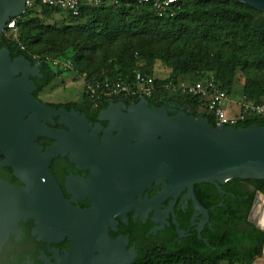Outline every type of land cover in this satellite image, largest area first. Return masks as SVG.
<instances>
[{"label": "water", "instance_id": "obj_1", "mask_svg": "<svg viewBox=\"0 0 264 264\" xmlns=\"http://www.w3.org/2000/svg\"><path fill=\"white\" fill-rule=\"evenodd\" d=\"M27 1L0 0V33L26 13ZM234 1L264 15V0ZM42 65L41 61L32 65L25 57L13 60L7 48L0 51V153L5 156L0 167L13 168L24 183L15 187L0 180V254L19 224L33 220L59 237L72 236V249L55 264H132L136 251L128 252V240L110 236L118 218L127 220L133 212L145 221L154 212L156 234L170 226L157 218L171 200L167 217H173L183 239L186 233L175 215L182 196L193 202L192 222L199 233L210 220L209 210L196 197V185L213 184L224 195L222 185L233 179L264 180L263 127L214 128L200 116L185 112L170 116L165 107L153 110L143 99L130 114L118 110L120 123L115 127L111 120V129L101 139V125L93 128L86 116L56 110L34 96L37 87L31 78L39 76ZM106 115L103 112L100 120L108 121ZM55 118L69 130L56 129ZM40 138L54 141L47 152L38 145ZM69 154L92 171L95 198L90 209L67 200L49 172L54 159ZM154 186H161L160 192L154 198L145 195ZM261 198L259 193L251 216Z\"/></svg>", "mask_w": 264, "mask_h": 264}, {"label": "trees", "instance_id": "obj_2", "mask_svg": "<svg viewBox=\"0 0 264 264\" xmlns=\"http://www.w3.org/2000/svg\"><path fill=\"white\" fill-rule=\"evenodd\" d=\"M208 1L179 0L173 7L174 15L165 17H159L151 5L137 3L106 4L98 8L85 7L78 17H73L60 9L43 4L42 0H38V4L41 3L42 9L47 14L62 12L74 22L90 19L88 29L85 30L80 26H76V29H82V32H88L91 36L98 37L108 43L121 36L165 35L182 38L192 31L186 20L192 22L204 40L218 42L232 38L241 42L246 48V52L250 54L249 59L235 51L222 58L217 52L203 48L199 50L181 49L173 54L163 55L162 57L165 59L173 60V74L167 79H154L157 89L151 98H146L149 108L155 110L165 107L170 116H175L180 112H185L190 116H200L198 111L202 108L204 113L201 116L208 119L210 125L217 128L214 116L205 109L206 100L204 98L181 92H170L165 89V86L170 83L183 82L180 79V76L183 75L193 74L201 77L210 67L215 66L218 70L216 85L220 91L230 97L239 69L246 70L251 67L257 71H264V15L245 4L241 5L253 11H240L227 7L210 8L205 5ZM30 13L31 11L27 10L24 15L15 19L17 28L24 27L25 31L18 41L4 36L9 29L0 33V51L7 48L13 60L25 57L32 65L38 61L43 62L40 69L43 78L32 79L37 87L34 96L39 100V95L55 81L56 76L45 59H34L29 53L33 45L41 43L40 34L30 37L27 32V27L33 21L23 22ZM137 69L134 53L129 48H125L108 74L99 76L96 81L116 77L133 85L137 74L150 76L146 69L141 68L140 72ZM89 78L91 81V76ZM195 82L207 83L206 80ZM243 95L245 101H252L256 104L264 103V87L252 76L247 78ZM119 101L139 103L140 99L122 96L112 101L97 102L92 98H85L82 103L49 104V106L56 109L76 108L81 113L87 114L93 121L110 102ZM254 125L264 128V116H246L244 120L239 119L237 122L225 126L239 130L249 129ZM39 144L43 143L39 141ZM243 181L254 185L257 191L264 195V180L233 179L222 185L224 195L213 184L196 185V197L200 204L209 210L210 215V220L203 231L199 233L197 226L193 227L195 226L192 224L195 214L193 202L191 201L192 204L185 211L178 206L175 210L177 223L180 229L189 235L180 240L177 227L171 220L167 232L159 234V237L168 235L169 242L156 243L151 247L139 246L141 252L132 264H221L223 262L254 264L256 259L264 253V231L249 221L254 193L249 194L243 190L241 185ZM246 195L251 196L248 203H245ZM152 238L153 236H151Z\"/></svg>", "mask_w": 264, "mask_h": 264}, {"label": "rangeland", "instance_id": "obj_3", "mask_svg": "<svg viewBox=\"0 0 264 264\" xmlns=\"http://www.w3.org/2000/svg\"><path fill=\"white\" fill-rule=\"evenodd\" d=\"M205 5L210 8L227 7L240 11H253L233 0H209ZM27 10H30L31 13L24 18L23 22L33 21L27 27V32L30 37L39 34L41 36V43L33 45L29 53L34 59H45L56 76L55 81L40 94V99L45 104L82 103L85 98L91 99L89 86L96 82L99 76L108 74L125 48H129L134 53L137 71L140 72V69L144 68L150 75L149 77L153 79H167L172 76L173 60L169 61L162 56H166L167 53L173 54L181 49H209L220 54L222 58L235 51L245 58H250L246 48L236 39L227 38L226 41L218 42L204 40L190 20H186V22L192 31L182 38L165 35L121 36L108 43L98 37L91 36L88 32H82V29H76V26L88 29L90 19L74 22L62 12L47 14L42 9L41 3L38 4V0H31L30 5H27ZM24 32V27L17 28L16 26L15 30L6 31L4 36L18 41ZM90 76L91 81H89ZM249 76L256 78L264 87V71H257L251 67L246 70L239 69L234 79L232 95L224 104L229 119L235 118L240 112V104L245 101L244 85ZM217 77L218 70L212 66L201 77L191 74L180 76V79L187 84L198 80L216 84ZM203 113L204 109L201 108L198 115L202 117ZM263 205L264 198L261 199L252 216V220L262 227H264ZM258 262H264V255L256 259L255 263Z\"/></svg>", "mask_w": 264, "mask_h": 264}, {"label": "flooded vegetation", "instance_id": "obj_4", "mask_svg": "<svg viewBox=\"0 0 264 264\" xmlns=\"http://www.w3.org/2000/svg\"><path fill=\"white\" fill-rule=\"evenodd\" d=\"M41 72V71H40ZM40 78H43V75L40 73ZM36 77H32L31 80ZM37 91V90H36ZM35 91V92H36ZM34 92V93H35ZM40 103H44L40 99ZM66 104V103H62ZM138 103H127L125 101L119 102H110L107 107H105L99 113L96 120H91L87 114L81 113L80 110L76 108L67 109L60 108L56 110H66L69 113L78 112L81 115L87 117L89 124L95 128L97 125H101V131L99 136L103 139L105 132L111 129V120L114 121V126L116 127L118 120V110L124 114H130L132 108L135 107ZM49 105V104H47ZM120 105V107H118ZM134 106V107H133ZM107 112V117L109 120L101 121V114ZM120 117V116H119ZM55 128L59 130H69L66 124H63L60 118H55ZM116 135L113 134V136ZM41 141L43 144H39ZM38 145L44 148V152H47L48 149L54 144V141L40 138L38 140ZM5 156L0 153V165L4 161ZM50 174L54 177L58 185L61 187L67 200L71 201L76 207L81 209H90L93 207L94 191H91L90 179L92 176V171L88 169L83 163H75L71 154L66 156H60L52 161L49 168ZM0 180L8 183L9 185L15 187H23L24 183L17 177L15 171L11 167H0ZM242 188L245 192L249 194L254 193V198L252 199V209L254 207L256 198L259 191L252 184H249L245 181L242 182ZM161 190V186L154 188L150 191H147L145 195H148L150 198H154ZM262 194V193H261ZM184 195V194H183ZM251 199V196H245V203H248ZM171 200L164 203V209L161 212V215L158 216L157 220L164 223L165 221H173V217H167L168 208L170 206ZM192 204L191 201L183 200V196L179 199L178 203L175 205V210L179 206L182 210H187ZM252 209L249 214V221L255 224L252 219ZM154 212L149 214V217L145 221L142 220V215L136 216L135 213H128L127 220L118 218V224L115 225L114 230H110V236L114 240L121 238L122 240H128L126 249L130 252L133 248L136 251L137 259L139 253L141 252L140 247H151L153 244L167 243L169 242V236H161L160 233L167 232L169 225H166V228L162 231L154 233V230L158 226L153 222ZM193 219V218H192ZM202 217L199 216L196 218L197 221L201 220ZM194 225V222H192ZM257 226V224H255ZM196 227V226H193ZM55 233L44 226L36 224L33 220L22 221L19 224V228L15 230L14 233L10 234L9 240L2 253L0 254V264H55L57 259H61L66 255V252H69L72 249V243L69 241V238L72 236H66L64 238L57 236ZM189 235L186 233V236ZM151 236L153 238L151 239ZM53 240L58 243H48L47 241ZM182 240V239H180ZM58 252V255L55 253ZM58 257V258H57ZM130 256H128L129 258Z\"/></svg>", "mask_w": 264, "mask_h": 264}, {"label": "built area", "instance_id": "obj_5", "mask_svg": "<svg viewBox=\"0 0 264 264\" xmlns=\"http://www.w3.org/2000/svg\"><path fill=\"white\" fill-rule=\"evenodd\" d=\"M179 0H42L44 4L60 9L73 17L80 16L85 7L98 8L106 4L120 5L137 3L140 5H151L159 17L173 16V7ZM31 0L27 1L30 5ZM15 30V19H12L7 28ZM157 89L155 80L141 73L137 74L136 81L133 85L123 82L119 78H111L104 81H96L89 86L91 98L97 102L102 100H115L122 96L139 98L140 101L146 98H151ZM165 89L170 92L189 94L196 97H201L206 100V110H208L215 118L217 125L222 126L234 123L246 116H264V103L256 104L251 101H243L240 104L239 114L229 119L224 104L228 101L222 91H220L214 83L195 82L187 84L186 82L170 83L165 86Z\"/></svg>", "mask_w": 264, "mask_h": 264}, {"label": "crops", "instance_id": "obj_6", "mask_svg": "<svg viewBox=\"0 0 264 264\" xmlns=\"http://www.w3.org/2000/svg\"><path fill=\"white\" fill-rule=\"evenodd\" d=\"M264 255V254H263ZM254 264H264V262H258V263H254Z\"/></svg>", "mask_w": 264, "mask_h": 264}, {"label": "bare ground", "instance_id": "obj_7", "mask_svg": "<svg viewBox=\"0 0 264 264\" xmlns=\"http://www.w3.org/2000/svg\"><path fill=\"white\" fill-rule=\"evenodd\" d=\"M262 199V198H261ZM261 199H260V201H261ZM264 206V205H263ZM263 211H264V207H263Z\"/></svg>", "mask_w": 264, "mask_h": 264}]
</instances>
